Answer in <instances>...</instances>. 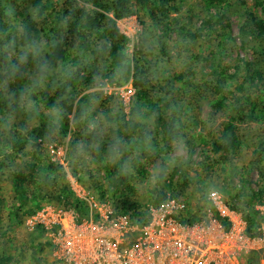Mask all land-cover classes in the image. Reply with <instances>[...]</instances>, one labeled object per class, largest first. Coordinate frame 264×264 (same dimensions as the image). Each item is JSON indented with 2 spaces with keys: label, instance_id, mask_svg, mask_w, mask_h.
I'll return each mask as SVG.
<instances>
[{
  "label": "trees",
  "instance_id": "16d2710c",
  "mask_svg": "<svg viewBox=\"0 0 264 264\" xmlns=\"http://www.w3.org/2000/svg\"><path fill=\"white\" fill-rule=\"evenodd\" d=\"M247 1L255 11L245 14L238 35L242 42H254L264 56V0H198L200 11L189 10L183 16L179 0H0V178L10 181L14 194L10 221L20 222L29 202L37 206L54 200L82 208L64 167L49 156L47 144L56 142L65 147L71 175L88 181L104 197L106 191L85 164L90 156L107 177L115 208L145 224L148 214L136 199L135 177L145 172L143 159L162 155L151 201L158 204L170 198L173 179L164 169L168 155L181 140L193 147L181 120L182 102L175 95H200L204 89L213 96L211 107L227 113L211 138V154L232 164L250 141L249 168L259 172V180L254 189L232 166L227 203L242 214L247 233L260 237L264 215L256 206H264V59L260 64L243 59L233 66L225 63V44L234 39L231 9L236 3L246 6ZM130 16H136L144 30L133 59L126 55L127 38L117 27V21ZM202 39L217 44V51L203 63L206 70L160 68L162 62L175 63L182 52L180 40L190 52L189 47ZM128 83L135 94L125 114L114 96L99 89ZM26 94L33 104L29 112L23 105ZM40 108L52 116L46 117ZM15 114L41 121L31 128L24 123L18 130L4 128ZM99 117L113 127L101 125ZM246 123L261 124L263 129L248 134L243 130ZM211 165L206 156L199 167H190L192 173L185 171L183 185L219 186ZM254 257L258 262L264 253ZM10 259L0 252V264Z\"/></svg>",
  "mask_w": 264,
  "mask_h": 264
},
{
  "label": "rangeland",
  "instance_id": "374dc122",
  "mask_svg": "<svg viewBox=\"0 0 264 264\" xmlns=\"http://www.w3.org/2000/svg\"><path fill=\"white\" fill-rule=\"evenodd\" d=\"M197 1L198 0H179L180 13L182 16L189 13V10L193 13L200 11L197 5H195ZM240 4L236 3L231 9L229 15L234 39L225 44V48L228 51L225 63L229 66H233L237 64L240 59H243L247 60L249 63L260 64L263 61L264 56L258 54L256 44L251 40L242 42L238 35L239 28L245 21V14L247 12L255 11V7L251 1H247L246 6ZM173 16L175 15H172V17ZM144 21L146 22L147 20L145 19ZM117 27L120 33L127 38L125 53L129 59H133L139 51L140 38L144 35L143 24L136 16H130L117 21ZM178 47L179 51L182 52H178L179 56H177L175 63L165 66L164 64L166 63L162 62L160 68H168L172 71H186L187 68H192L193 70H206L205 67L203 68L205 59L212 51H217V44L215 42H208L205 39L199 40L191 45L189 47L190 52L183 49L185 45L182 40L179 41ZM99 91H102L105 95L114 96L116 101L123 107L124 113H129L135 94L132 83H128L121 87L105 86L100 88ZM175 96L182 102L183 108L181 112V120L185 133L193 139V147L189 149L184 140L176 143L174 150L168 155L169 162L166 163L164 169L167 178L173 179V192L170 193V198L185 203L190 211V217L192 216L194 220H198L204 217V211L207 207L205 197L209 191L218 190L223 193L226 203L229 201L228 194L226 192L230 193L229 185L232 177V166L238 169L241 175L246 178L247 183H251L254 189L256 188L255 183L259 180V172L256 169L251 170L249 168V163L253 159V150L250 147L249 139H247L248 142H246L238 156L235 157L232 164L211 154V138L221 129V124L227 118V113L219 112L211 107V98L213 96L209 91L202 89L200 95L194 92H189L184 96L178 94ZM23 103L26 108L25 112H29L33 104L29 100L28 94L23 97ZM38 111L43 113L46 117L50 118L52 116V114L44 111L42 108L38 109ZM98 119H101V125L104 127H113L114 125V123L108 122L103 118L99 117ZM40 121L41 120L35 116L26 121L23 116L15 114L8 118L4 124V128L9 130H18L23 123L27 126V128H31L38 125ZM54 124H56V121ZM71 128L75 129L73 121H71ZM262 129V125L256 123H246L243 126L244 132L246 130V132L251 135L258 133V131H262ZM47 149L49 156H54L57 161L64 158L63 167L71 189L74 187L76 192H80L81 190L84 193H92L99 200L108 197L111 201L110 195L108 194L110 185L107 177L105 173L99 169L98 165L93 164L90 156L85 157V164L93 171L99 184L103 187L104 191H106L104 197H101L100 193L96 191L88 181L81 179L77 180L78 177L71 175V171H68L66 168L65 147L59 146L56 142H54L52 144H47ZM50 149H54L53 155L50 154ZM206 156L210 157V163L212 164L211 167L214 170L213 177L219 186H202V184L197 182H188L183 185L185 171L187 170L189 174L192 173L189 168L199 167V164ZM161 159L162 155L160 157L155 156L149 158V160L143 159L142 163H144L145 172L142 177H135L134 186L137 190L136 199L145 211H147V208L150 205H153L151 201V190L155 185L158 174L161 171V168L159 167ZM16 163H19V161H16ZM5 174H7V171H5ZM234 182L238 183L237 177L234 178ZM198 189L202 190V194ZM13 195L10 181L7 178H0V198H2V201L0 202V252L6 253V255L10 256L11 259L8 264H51L52 246L49 240L41 229L34 228L30 230L27 226V221L45 205L51 204L56 207L67 206H65L62 202L54 200L43 202L41 205L37 206L32 204V202H29L22 214H20V222L15 221L12 223L10 221L9 214L11 213L10 202ZM113 206L115 207L114 204ZM69 207L70 206L67 208ZM256 207L264 215V206ZM30 209L35 210V212L28 216L26 212ZM259 249L260 250L255 252L249 260L252 263L259 264L261 260H264V258H261L258 262H256L254 256L256 254L264 253V245H262Z\"/></svg>",
  "mask_w": 264,
  "mask_h": 264
},
{
  "label": "built area",
  "instance_id": "2783aa9c",
  "mask_svg": "<svg viewBox=\"0 0 264 264\" xmlns=\"http://www.w3.org/2000/svg\"><path fill=\"white\" fill-rule=\"evenodd\" d=\"M51 158L63 166L64 158ZM72 190L81 209L49 204L27 221L49 240L51 264H256L249 260L264 245V227L260 237L250 236L243 216L218 190L206 194L203 218L194 220L185 203L168 198L147 208L143 225L108 197Z\"/></svg>",
  "mask_w": 264,
  "mask_h": 264
}]
</instances>
